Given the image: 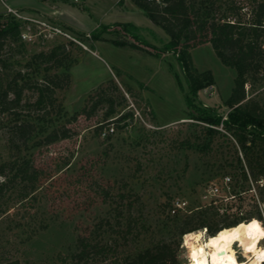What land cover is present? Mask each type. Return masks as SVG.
Returning a JSON list of instances; mask_svg holds the SVG:
<instances>
[{"label":"rangeland","instance_id":"obj_1","mask_svg":"<svg viewBox=\"0 0 264 264\" xmlns=\"http://www.w3.org/2000/svg\"><path fill=\"white\" fill-rule=\"evenodd\" d=\"M57 1L72 6L61 20L42 12L16 10L30 20L0 12L24 20L21 38L5 55L10 73L20 69L31 80L21 114L36 125L25 145L12 148L6 126L14 116L0 113V163L24 157L32 164L28 175L0 185V262L69 264L66 256L75 252L77 235L115 213L108 198L116 193L131 194L120 205L121 231L102 236L116 254L176 239L177 222L197 208H208L210 220L219 222L241 211L246 218L256 215L264 204L259 193L264 176L241 186L226 165L235 163L232 147L219 137L213 151L203 150L204 125L194 118L199 106L223 116L229 109L224 101L235 71L222 64L211 44L190 49L196 69L210 70L214 84L196 92V107L187 106L188 88L172 51L154 56L114 44L127 40L156 51L169 40L132 0ZM242 10L248 11V5ZM126 22L138 27L137 37L124 30ZM53 48L55 66L32 58ZM50 77L56 84L47 82ZM250 83L247 96L264 108V73ZM40 95L42 103L31 105ZM126 113L131 116L118 121ZM54 128H67L69 137L44 142ZM103 189L112 195L105 198ZM185 201L186 207H177ZM168 204L179 210L178 216L168 212ZM221 207L227 209L223 216L214 213ZM95 258L90 264L99 263Z\"/></svg>","mask_w":264,"mask_h":264},{"label":"trees","instance_id":"obj_2","mask_svg":"<svg viewBox=\"0 0 264 264\" xmlns=\"http://www.w3.org/2000/svg\"><path fill=\"white\" fill-rule=\"evenodd\" d=\"M141 8L154 24L158 25L169 36V40L161 47L150 51L135 42L115 40L118 46L128 45L134 49L145 50L154 56L172 51L182 72L188 90L185 92L187 106L196 107L194 97L198 90L214 84L210 70L199 71L193 64L190 49L209 42L222 64L235 71L233 85L224 105L229 109L225 116L221 112L205 107L195 108V119L203 123L205 140L203 150H212L215 139L221 137L232 147L233 162H227L232 175L240 181L241 186L249 180L257 182L264 176V108L247 96L246 83L255 82L264 73V0H132ZM248 5V11H243ZM24 20L13 14L0 13V113L14 116L7 126L10 146L18 148L25 145L36 130L35 123L22 116L24 90L31 85L27 72L8 71L9 56L5 53L11 49L10 44L21 38ZM124 30L137 37L138 27L131 22L122 23ZM10 49H9V48ZM9 50H8V49ZM56 49L39 51L32 55L36 61L51 62L55 66ZM68 74L65 80L68 81ZM48 83L56 84L46 78ZM181 90L182 81L178 78ZM41 93V90H40ZM41 95L31 105H40ZM130 113L121 114L122 121ZM67 128H54L46 133L43 141L54 142L69 137ZM32 168L30 159L13 158L0 163V185L28 175ZM230 178V176H227ZM234 179V178H233ZM231 183V182H230ZM105 198L112 195L109 189L102 190ZM260 196L264 197V186L260 187ZM110 196L109 202L115 203L112 217L100 219L95 228L88 233H79L76 237V250L66 256L69 264H90L99 257L98 264H175L179 247V235L207 224L212 232L219 224L225 226L237 223L245 216L219 222L211 221L208 208H197L190 214H185L176 224V239H159L141 250H129L121 254L112 252V244L102 240L105 233H119L121 226L120 205L131 196L128 192L116 193ZM112 197V198H111ZM104 198V199H105ZM104 201H108L105 199ZM131 203V202H130ZM168 212L176 217L178 209L168 204ZM214 207V206H212ZM174 209V212L172 210ZM170 213V212H169ZM217 213L218 212H214ZM213 215V214H212ZM259 216V212L256 214ZM126 232L131 233L130 227ZM101 232L100 234H97ZM100 235V236H99ZM137 236L135 232L133 236ZM0 264H21L18 259H7Z\"/></svg>","mask_w":264,"mask_h":264},{"label":"clouds","instance_id":"obj_3","mask_svg":"<svg viewBox=\"0 0 264 264\" xmlns=\"http://www.w3.org/2000/svg\"><path fill=\"white\" fill-rule=\"evenodd\" d=\"M259 183L264 186V178ZM228 202L225 198V204ZM186 205L187 201L177 207ZM217 211L223 216L227 209L221 207ZM239 215L243 217L245 212ZM178 239L179 264H264V204H260L259 216L253 214L228 226L221 223L215 232L205 224L184 231Z\"/></svg>","mask_w":264,"mask_h":264},{"label":"crops","instance_id":"obj_4","mask_svg":"<svg viewBox=\"0 0 264 264\" xmlns=\"http://www.w3.org/2000/svg\"><path fill=\"white\" fill-rule=\"evenodd\" d=\"M0 12L11 8L13 10H20L25 13L42 12L55 20H61L64 15L62 12H68L72 6L64 1L51 0H0Z\"/></svg>","mask_w":264,"mask_h":264},{"label":"built area","instance_id":"obj_5","mask_svg":"<svg viewBox=\"0 0 264 264\" xmlns=\"http://www.w3.org/2000/svg\"><path fill=\"white\" fill-rule=\"evenodd\" d=\"M8 11H12L16 16H18V17H22L24 20H28V19L30 20V19H32V18L27 17V16H22L21 14L17 13L16 10H13V9H11V8H8ZM40 23H42V22H40ZM42 24H44V23H42ZM52 29H53L54 31H56V32H59V33L65 34V33L62 32L59 28L52 27ZM65 35H67V34H65ZM67 36H69V35H67ZM69 37H70V36H69ZM246 87H247V84H246ZM226 179L229 181V177H226ZM172 212H174V209L172 210Z\"/></svg>","mask_w":264,"mask_h":264}]
</instances>
